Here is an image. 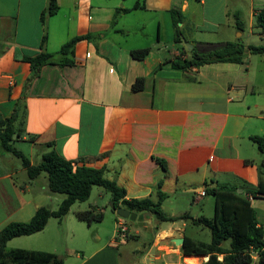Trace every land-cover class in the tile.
<instances>
[{
    "label": "crops",
    "instance_id": "obj_1",
    "mask_svg": "<svg viewBox=\"0 0 264 264\" xmlns=\"http://www.w3.org/2000/svg\"><path fill=\"white\" fill-rule=\"evenodd\" d=\"M46 2L0 0L2 117L11 114L30 75L22 58L39 52L44 33V49L52 53L73 36L87 37L74 44L73 64H44L31 79L23 131L14 143L29 142L25 156L34 163L50 142L59 156L102 168L104 177L124 187L126 198L155 201L160 183L161 209L188 218L158 222L136 213V226L125 225L119 234L112 209L105 214L100 208L102 219L88 224L75 212L91 206L71 205L61 219L49 217L41 230L12 237L5 246L53 252L66 264H190V256L204 264L208 255H184L174 238L210 241L209 228L192 220L212 217L214 198L205 207L199 203L208 194L198 192L219 184L241 190L264 227V198L245 192L264 177V146L258 149L252 138H264V63L251 71L248 53L243 63L171 66L173 58H187L193 47L207 43L239 38L249 45L241 38L244 32L257 34L263 45L255 15L264 0H57L58 10L42 23ZM136 3L140 6L133 8ZM172 8L180 12L175 25ZM175 30L190 50L174 40ZM140 48L149 52L133 58L130 50ZM254 54L264 61V52ZM138 77L143 88L132 90ZM13 157L0 146V228L29 220L39 206L55 209L64 197L49 190L45 172V180L37 179L42 172L29 179L22 165L12 164ZM156 158L164 160L165 171ZM199 231L207 239H199ZM224 241L221 246L228 248Z\"/></svg>",
    "mask_w": 264,
    "mask_h": 264
},
{
    "label": "trees",
    "instance_id": "obj_2",
    "mask_svg": "<svg viewBox=\"0 0 264 264\" xmlns=\"http://www.w3.org/2000/svg\"><path fill=\"white\" fill-rule=\"evenodd\" d=\"M136 3L133 8L139 7ZM58 10L57 0H47L46 6L40 13V21L44 23L45 17L53 15ZM172 20L175 25L180 20V12L172 8ZM256 26L264 37V8L255 15ZM181 33L174 31V40L180 42ZM45 33L40 42L39 52L31 56H24L30 66V75L26 79L20 97L15 101L11 114L2 117L0 114V146L10 152L13 156L21 159V165L26 169L29 179L35 178L41 172L47 176L48 188L52 192L61 193L64 197L55 209L45 206L36 208L32 217L27 221H12L0 228V264H66L57 254L44 250H33L24 248L6 249V242L15 236L28 235L41 230L49 217L61 219L75 201L87 199L93 185L103 187L110 193V201L115 207L122 206L130 212L152 215L158 222H173L185 220L187 213L178 216L166 214L160 207L164 194L160 191V183L156 185L157 199L151 200L149 197L126 198L125 189L113 179H108L103 175L102 168H95L84 164L77 165L75 160L65 159L59 156L50 142L45 143L49 147L42 153L41 160L37 163H30L25 154L17 149L9 140L15 133L16 137L22 134V120L25 116L26 88L31 79L36 76L44 64L57 63L59 65L73 64L74 44L79 39L87 35H76L64 42L56 52H47L44 49ZM183 48V46H182ZM149 48L130 50V54L135 59H143ZM187 58L179 56L171 60L174 68H188L202 63L215 61H228L243 63L248 53L264 52L263 45H245L239 38L217 43H207L202 47H193ZM144 79L138 77L131 85L132 90H141ZM258 149H263L264 138L260 136L252 137ZM163 171L166 170L164 160L156 158ZM252 197L264 198V177H260L254 188L245 190ZM205 193L214 198L213 215L210 218L200 216L192 220L194 223L207 226L210 230V241L202 242L194 240L188 236L183 237L180 251L184 255H208L204 264H264V227L257 223L254 209L244 193H238L235 186L215 185L205 187ZM115 211L114 208H111ZM77 219L86 223L100 221L103 217L102 211L96 206L75 212ZM229 240L228 248L221 246L222 241ZM256 254L252 259L251 253ZM222 254V259L218 260L217 255Z\"/></svg>",
    "mask_w": 264,
    "mask_h": 264
},
{
    "label": "rangeland",
    "instance_id": "obj_3",
    "mask_svg": "<svg viewBox=\"0 0 264 264\" xmlns=\"http://www.w3.org/2000/svg\"><path fill=\"white\" fill-rule=\"evenodd\" d=\"M178 24V22H177ZM239 32V31H238ZM241 38L246 41L249 42L253 45H258L260 43H262L263 41L258 37L257 34H248L247 32H244L241 34ZM170 48L173 47V42L170 41L169 44ZM245 63L247 66H249L251 71H257V68L260 67V65H262V63H264V61L261 59L260 55L257 54H250V57L247 58L245 60ZM16 138V137H15ZM14 146L19 149L20 151H22L25 155H29L30 153V146H29V142H25V141H21L18 140L14 143ZM36 151V150H35ZM34 151V152H35ZM264 157V156H263ZM38 159V158H37ZM13 162L12 164L14 165H21V159L18 157H13ZM39 160H34V163H37ZM45 176L44 172L41 173V175H39V177H37L38 180L42 181L45 180V178L43 177ZM207 198V200H206ZM210 200H213V196L212 195H207V197H205V199H203L199 204L201 205L202 203H204L205 207H206V202H210ZM98 206L99 209L101 208L102 211H105V214H108L109 212H111V208H110V193L105 190L103 187L98 186V185H93L91 190H90V194L87 197V199L83 200V201H75L72 204V209L77 210V209H81V208H86L89 206ZM208 205V204H207ZM147 216H149L150 214H146ZM139 217V216H138ZM75 223L80 224L81 226H86V223L80 222L78 221L76 218L73 219ZM126 223L125 225L132 229L134 228L135 222L133 220L130 219H125ZM105 222V221H104ZM137 222V221H136ZM85 224V225H84ZM203 230H205V232H208L206 227H201ZM78 230H76L77 232ZM199 239H207L204 238V233H202L201 231L198 232V236ZM207 241V240H206ZM78 241H76V243L74 244L75 247H77V243ZM224 245H228V241L225 240L223 242ZM8 244L7 246H5L6 249H10ZM73 246V247H74Z\"/></svg>",
    "mask_w": 264,
    "mask_h": 264
},
{
    "label": "water",
    "instance_id": "obj_4",
    "mask_svg": "<svg viewBox=\"0 0 264 264\" xmlns=\"http://www.w3.org/2000/svg\"><path fill=\"white\" fill-rule=\"evenodd\" d=\"M181 42L183 44V46L187 49L190 50L192 45L188 42H186V40H184V38L182 36H180ZM16 137V134L14 133L12 135V138L9 140V142H11L12 144L14 143V138ZM237 191H241V190H237ZM110 208H114L116 214L122 218L125 219H130V220H134L136 217V213L134 212H130L129 210H127L126 208L122 207V206H118L115 207L112 202L110 201ZM183 242V237H177L174 238V243L177 245H181Z\"/></svg>",
    "mask_w": 264,
    "mask_h": 264
},
{
    "label": "built area",
    "instance_id": "obj_5",
    "mask_svg": "<svg viewBox=\"0 0 264 264\" xmlns=\"http://www.w3.org/2000/svg\"><path fill=\"white\" fill-rule=\"evenodd\" d=\"M204 190H201V191H199L198 192V195L199 196H202V195H204ZM126 226H125V219L124 218H122V217H120V216H118L117 217V221H116V232L117 233H124L125 231H126Z\"/></svg>",
    "mask_w": 264,
    "mask_h": 264
},
{
    "label": "bare ground",
    "instance_id": "obj_6",
    "mask_svg": "<svg viewBox=\"0 0 264 264\" xmlns=\"http://www.w3.org/2000/svg\"><path fill=\"white\" fill-rule=\"evenodd\" d=\"M196 258H197V257H195V256H190V257H189V262H190V264H196Z\"/></svg>",
    "mask_w": 264,
    "mask_h": 264
}]
</instances>
